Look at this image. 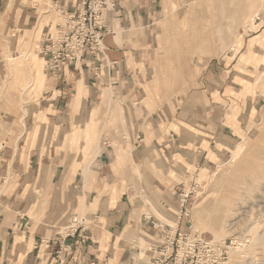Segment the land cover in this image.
Wrapping results in <instances>:
<instances>
[{
  "label": "crops",
  "instance_id": "obj_1",
  "mask_svg": "<svg viewBox=\"0 0 264 264\" xmlns=\"http://www.w3.org/2000/svg\"><path fill=\"white\" fill-rule=\"evenodd\" d=\"M82 1L56 0L61 23L47 26L42 49ZM7 12L0 8L1 18ZM26 16L10 12L7 29L25 35L34 22ZM110 17L105 58L87 53L58 77L43 72L39 103L25 125L27 134L36 133L37 146L24 155L16 143L2 141L16 138L18 125L3 117L0 104V191L7 184L9 192L25 193L10 200L13 211L0 215V264H152L159 250L148 248L163 243L153 223L179 232L188 228L187 203L177 193L226 163L263 101L252 91L264 67V19L226 70L206 78L202 69L195 76L207 89L191 100L189 85L177 83L168 94L158 86L165 72L179 68L164 61L166 0H117ZM43 61L45 68V56ZM85 131L101 147L98 169L86 179L71 166ZM145 169L151 171V200L142 190ZM79 214L94 219L89 231L67 238L51 234L55 224Z\"/></svg>",
  "mask_w": 264,
  "mask_h": 264
},
{
  "label": "rangeland",
  "instance_id": "obj_2",
  "mask_svg": "<svg viewBox=\"0 0 264 264\" xmlns=\"http://www.w3.org/2000/svg\"><path fill=\"white\" fill-rule=\"evenodd\" d=\"M55 2L56 0H0V8L8 10L7 14L3 16L4 18H1L2 15L0 14V104L5 111L3 117L7 121L17 122L18 125L16 138L7 137L3 138L2 141L6 145L16 143V151L20 155H24L26 151H30L28 149L37 146L35 144L36 133L29 132L27 134L29 129L25 125L29 115L32 114L29 109L35 108L39 103L40 98L38 99L36 92L40 88V79L43 80V83L46 79L43 74L45 68L42 35L45 34L48 25L61 23V18L54 11ZM223 4H226V7ZM218 6H223L227 10L230 7L229 15L225 10L227 13H225V19H222ZM166 11V26L161 38V43L165 46L164 61L166 63L174 62L179 68L165 72L163 79L158 80V86L161 87L159 89L168 94L178 90L177 83L182 85L180 88H186V85H189L190 99L192 100L195 97L194 92L207 89L199 86L198 82L200 83L201 80L198 81L195 76L202 69L207 70L206 78H208V72L213 74L215 70L216 72L226 70L230 59L240 52L246 40L253 37L258 29L257 24L264 19V0H166ZM10 12L17 15L23 13L24 16L28 12V16H26L28 20L30 17H34L32 27L28 28L25 35L24 32L16 31L15 33L12 31L13 29H7L6 19ZM233 12L235 13L232 14ZM110 16L103 18L107 26V20ZM229 16H233L234 19L231 20ZM25 28L23 27V29ZM108 30L112 34L109 26ZM59 32V29L55 31L52 39ZM48 41L45 46L51 42V40ZM25 56L30 57L27 63L22 60ZM262 73H264V67L263 72L258 77ZM258 77L256 79L257 85L252 93L258 90L263 101L259 103L256 116L250 120L249 132L243 141L231 153V157L226 163L220 164L213 175L197 177L187 191H183L181 194L180 192L177 193V198L182 201L184 200L183 197L188 195L186 199L188 216L185 217H188L190 222L187 225V230L202 234L207 240L227 241L228 245L231 241H236V246L230 250L228 264H264V77L259 82ZM27 85L29 87H27L25 94ZM44 85H41V90ZM181 100L182 98L179 97L178 101L181 102ZM20 124L24 125L25 128L21 127ZM105 130H102V133ZM94 136L95 134L91 135L88 131L83 133L85 143L75 145L78 160L71 161L74 173L82 171L84 179H86L87 174L96 172L98 169L97 157L101 147L99 143H90ZM144 174L140 177L142 178L143 194L146 196L145 198L151 200L153 192L148 186L151 171L145 169ZM246 176H249L248 178L251 180L248 179L249 183L245 179ZM252 179H259L260 189L256 188L249 191L246 201L238 200L239 194L244 192L243 190L247 184L252 182ZM7 187L6 184L0 191V215L14 210L9 206L11 199L16 201L25 198L24 192L12 193L7 190ZM38 196H40V192H35L34 198L38 200L40 198ZM154 196H157V193ZM259 199H262V202ZM239 209H241L240 212H233ZM16 210L24 212L22 208ZM75 216H84L91 221L87 230L81 231L75 236L89 231L95 222L94 219L84 214L73 217ZM73 217L62 224H55V229L51 234L61 232V235H65V230L71 224ZM231 222L237 223L240 229L229 234L226 229ZM219 227L221 229H218ZM254 227L255 231L256 228L259 230L248 234V229ZM238 233L239 235L244 233L242 241L237 238Z\"/></svg>",
  "mask_w": 264,
  "mask_h": 264
},
{
  "label": "built area",
  "instance_id": "obj_3",
  "mask_svg": "<svg viewBox=\"0 0 264 264\" xmlns=\"http://www.w3.org/2000/svg\"><path fill=\"white\" fill-rule=\"evenodd\" d=\"M115 8L116 0H83L74 13L65 14L58 26L60 32L43 49L46 73L58 77L66 66L80 64L87 53L96 59L105 58L104 39L111 33L103 18L112 15ZM187 197H183L184 203ZM184 215L188 216L186 209ZM90 223L84 216H75L63 236H75ZM153 228L163 243L148 248L150 252L159 250L152 264H228L230 250L237 244L207 240L202 234L187 229L179 232L176 226L163 223H153Z\"/></svg>",
  "mask_w": 264,
  "mask_h": 264
},
{
  "label": "bare ground",
  "instance_id": "obj_4",
  "mask_svg": "<svg viewBox=\"0 0 264 264\" xmlns=\"http://www.w3.org/2000/svg\"><path fill=\"white\" fill-rule=\"evenodd\" d=\"M218 1H220V0H218ZM233 1H234V0H233ZM237 2H238V1H237ZM241 2H242V1H241ZM218 3H219V2H218ZM225 3H226V2H225ZM221 4H222V3H221ZM226 4H227V3H226ZM226 4H225V5H226ZM235 4H236V3H235ZM247 4H248V3H247ZM223 5H224V4H223ZM225 5H224V6H225ZM230 5H231V4H230ZM230 5H229V6H230ZM239 5H240V4H239ZM239 5H237L238 8H239ZM213 6H214V5H213ZM240 6H241V5H240ZM253 6H255V5H253ZM257 6H258V5H257ZM218 7H220V6H218ZM218 7H217V8H218ZM225 7H226V6H225ZM225 7H224V8H225ZM230 7H231V6H230ZM230 7H229V9H230ZM243 7H244V6H243ZM224 8H223V6L220 7V9L218 8V9L221 11L222 19H225L226 14L228 13V15H229V14H230V11H231V10L228 11L229 9L227 10V9H224ZM234 8L236 9V7H234ZM231 9H232V7H231ZM239 9H240V8H239ZM243 9H244V8H243ZM254 9H255V8H254ZM219 10H218V11H219ZM225 10H227V13H226ZM236 10H237V9H236ZM241 11H242V10H241ZM241 11H240V12H241ZM237 12H239V11H237ZM225 13H226V14H225ZM234 13H235V12H233L232 14H234ZM246 13H247V12H246ZM246 13H245V14H246ZM218 14H219V12H218ZM235 15H236V14H235ZM217 16H218V15H217ZM236 16H237V15H236ZM236 16H235V17H236ZM246 16H247V15H246ZM242 17H243V16H242ZM229 18H231V20L234 19L233 16H231V17L229 16ZM237 18H239V17H237ZM246 18H247V17H246ZM228 20H229V19L227 18V21H228ZM227 21H226V22H227ZM228 22H229V21H228ZM235 22H236V20H235ZM219 26L221 27V25H219ZM217 27H218V26H217ZM222 28H223V27H222ZM216 29H217V28H216ZM217 31H218V29H217ZM220 31H221V30H219V32H220ZM222 31H223V29H222ZM222 31H221V32H222ZM220 37H221V35H220ZM220 40H221V38H220ZM28 55H29V54H28ZM29 58H30L29 56H25L22 60H23L25 63H27V61H28ZM19 59H20V58H19ZM20 60H21V59H20ZM263 62H264V61H263ZM29 74H30V73H29ZM32 75H33V74H32ZM259 78H260V79H259ZM262 78H263V74H262L260 77H258V82H259ZM30 79L32 80L31 76H30ZM31 84H32V83H31ZM29 85H30V84H29ZM29 85H27V86L25 87V94H26V91H27L26 89H27V87H29ZM32 85H33V84H32ZM28 89H29V88H28ZM24 98H25V97H24ZM24 98H23V99H24ZM23 99H22V100H23ZM24 104H25V103H24ZM24 104H23V105H24ZM183 117H184V116H183ZM180 127H181V126H180ZM182 128H183V127H182ZM261 162H262V161H261ZM263 163H264V162H263ZM253 166H254V165H253ZM254 167H255V166H254ZM250 174H251V173H250ZM262 174H263V173H262ZM246 175H247V174H246ZM246 177H247V178H246ZM246 177H245V179L248 181V179H249L248 177H249V176H246ZM243 178H244V176H243ZM252 178H253V177H252ZM249 180H250V179H249ZM258 180H259V179H254V180L252 179V182H250V184H247L246 188L244 187V188H245V189L243 190L244 192H243V193L240 192L241 194H239L240 197H238V200L243 199V201H246L247 193H249V191H253V190H255L256 188H259V189H260L261 186L259 185V181H258ZM247 181H246V182H247ZM250 181H251V180H250ZM248 183H249V181H248ZM262 183H263V182H262ZM240 187H241V186H240ZM259 189H258V190H259ZM228 195H229V194H228ZM228 195H226V196H228ZM226 196H225V197H226ZM229 197H230V196H229ZM229 197H228V198H229ZM249 200H250V199H249ZM259 200L262 202V199H259ZM251 201H252V200H251ZM263 202H264V201H263ZM249 203H250V202H249ZM258 203H259V202H258ZM259 204H260V203H259ZM248 205H249V204H248ZM250 205H251V204H250ZM238 206H239V205H238ZM240 206H241V205H240ZM251 209H252V208H251ZM240 211H241V209H239V210H234L233 212L236 213V212H240ZM244 212H245V211H244ZM235 215H236V214H235ZM228 217L230 218L231 216H228ZM244 220H245V219H244ZM228 222H229V221H228ZM239 227H240V226H238L237 223H235V222H231V223H229V226L227 227L226 231H227V233L232 234L233 231H234V232H237V230L240 229ZM218 229H221V227H219ZM232 229H234V230H232ZM246 230H247V229H246ZM246 230H245V231H246ZM248 230H249V231H248ZM248 230H247V231H248V234H250L249 232L254 233V232L258 231L259 229L257 230V228H256V231H255V227H254V228H251V229H248ZM243 232H244V231H243ZM244 233H245V232H244ZM244 233H242V234H240V235H239V233H238L239 236H238L237 238H239V241H242V240L244 239V236H243ZM246 234H247V233H246ZM256 234H257V233H256ZM232 237H233V236H232ZM261 237H262V236H261ZM261 237H260V238H261ZM235 238H236V237H235ZM257 239H258V238H257ZM248 247H249V245H248ZM240 254H241V253H240Z\"/></svg>",
  "mask_w": 264,
  "mask_h": 264
}]
</instances>
